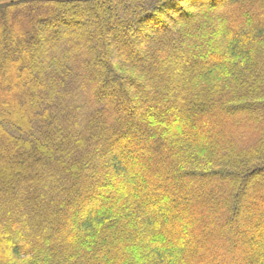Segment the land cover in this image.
<instances>
[{
    "label": "trees",
    "instance_id": "1",
    "mask_svg": "<svg viewBox=\"0 0 264 264\" xmlns=\"http://www.w3.org/2000/svg\"><path fill=\"white\" fill-rule=\"evenodd\" d=\"M1 17V78L26 91H0V264H264V0Z\"/></svg>",
    "mask_w": 264,
    "mask_h": 264
},
{
    "label": "rangeland",
    "instance_id": "2",
    "mask_svg": "<svg viewBox=\"0 0 264 264\" xmlns=\"http://www.w3.org/2000/svg\"><path fill=\"white\" fill-rule=\"evenodd\" d=\"M182 5L185 7V8H187V9H194V11L193 12H195L196 14L198 13V14H200L201 13V11H204V10H207V8H209L208 6L206 7V6H204L202 9L201 8H197V7H195V8H191V5L188 3V1H185V2H183L182 3ZM210 9V8H209ZM206 12V11H205ZM12 20H14V19H12ZM177 20H180L179 19V17L177 18ZM88 25H90V26H94V27H98L97 25H98V23H97V21L95 20V18H93V17H89V19H88ZM174 23H171V26H173L172 27V30L170 29V30H167V32L165 31L164 33H169V32H172V31H174V30H177L179 27V25H176V24H174ZM5 25H7V22H6V19L4 18V17H1V19H0V28H2V27H4ZM10 25H12V21H10ZM77 32H81L80 30H78ZM157 32V33H156ZM159 31L157 30V31H155V33H153L154 35L156 34V35H158L159 33H158ZM131 34V33H130ZM149 34L151 35L152 33H150L149 32ZM155 35V36H156ZM153 36V35H152ZM99 37H101V40H107L108 42H111V40H109V38H108V36H107V33L106 32H101L100 34H99ZM133 41H135L136 42V44H138V46L140 47V49L141 50H144L145 48H146V42H147V38L146 37H144V36H142V37H139V36H134L133 35ZM42 47H43V50L45 51L46 49H47V44L46 43H43L42 44ZM109 48V47H108ZM107 48V50H110V49H108ZM116 51V50H115ZM117 52H120V53H122L123 52V50H121V49H118L117 50ZM104 54H106V50H104ZM7 68H8V70H7V75H8V77H9V75H15L16 76V78H17V80L19 79V74H20V76H26V78L28 79V81L30 80L31 81V76H30V74H29V72H28V69L27 68H25V67H22V65H21V63H20V61L18 60V58L17 57H12V58H10L9 59V64H7ZM20 66V67H19ZM34 79V78H33ZM4 80H6V79H4ZM4 80H2V78H1V74H0V82H1V85H0V91L1 90H3V92H5L7 95H12V97H13V95L15 94V93H19V92H21L22 90L24 91L25 89H24V86H22V85H24V82H23V80L21 81V80H19L17 83H15L14 84V86L13 87H11V88H9V86H7V82L5 81L4 82ZM31 83H33V82H31ZM23 87V88H22ZM22 89V90H21ZM26 91V90H25ZM24 91V92H25ZM28 93V91L26 92V94ZM39 96V95H38ZM0 100H1V97H0ZM41 111H42V114H46L48 111L47 110H45L44 108H42V109H40ZM162 115L160 114L159 116H158V118H160ZM241 122V121H240ZM0 127H1V125H0ZM261 177V175H259V176H257V178H255V179H259ZM244 202V201H243ZM244 204L245 203H241V204H238V208H239V210H240V212H241V214H244L245 213V211H247V208H248V206L245 204V206H244Z\"/></svg>",
    "mask_w": 264,
    "mask_h": 264
},
{
    "label": "water",
    "instance_id": "3",
    "mask_svg": "<svg viewBox=\"0 0 264 264\" xmlns=\"http://www.w3.org/2000/svg\"><path fill=\"white\" fill-rule=\"evenodd\" d=\"M0 1H3V0H0ZM69 1H84V0H69Z\"/></svg>",
    "mask_w": 264,
    "mask_h": 264
}]
</instances>
